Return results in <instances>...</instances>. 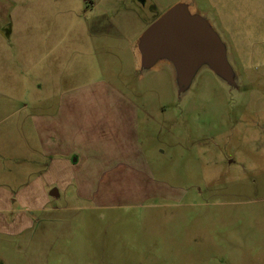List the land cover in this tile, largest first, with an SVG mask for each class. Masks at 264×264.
Returning a JSON list of instances; mask_svg holds the SVG:
<instances>
[{"label": "rangeland", "instance_id": "rangeland-1", "mask_svg": "<svg viewBox=\"0 0 264 264\" xmlns=\"http://www.w3.org/2000/svg\"><path fill=\"white\" fill-rule=\"evenodd\" d=\"M180 1L237 87L203 67L181 96L171 64L141 69L139 37ZM100 2L0 0V185L25 216L0 226V264H264V0ZM11 17L31 28L7 42ZM54 111L70 180L39 179Z\"/></svg>", "mask_w": 264, "mask_h": 264}, {"label": "water", "instance_id": "water-1", "mask_svg": "<svg viewBox=\"0 0 264 264\" xmlns=\"http://www.w3.org/2000/svg\"><path fill=\"white\" fill-rule=\"evenodd\" d=\"M137 45L142 70L152 69L160 62L172 65L181 96L203 67L211 69L231 88L237 87L227 44L212 22L188 2H177L157 17Z\"/></svg>", "mask_w": 264, "mask_h": 264}, {"label": "crops", "instance_id": "crops-1", "mask_svg": "<svg viewBox=\"0 0 264 264\" xmlns=\"http://www.w3.org/2000/svg\"><path fill=\"white\" fill-rule=\"evenodd\" d=\"M101 0H96L93 1L91 0V5L93 6L92 8L94 9V7H98ZM60 9H65L67 10V12L70 14V11H72L74 8H70L69 6H63L61 5ZM88 14V11H85L83 14H77L74 16L75 19H83L86 17V15ZM68 15H60L58 18L60 19L61 17H67ZM35 18H37V16H33ZM40 17V15L38 16V18ZM11 28L9 29L8 33H3L6 37L9 36V38H7V42L10 39V36H13L15 34L19 35V33H23L24 35L27 34L28 29L27 28H31V25L29 24H24L22 20H20V18H14L11 17ZM76 23V22H74ZM29 26V27H28ZM37 26V25H36ZM8 30V29H7ZM36 30V34H41V35H50L52 33H55L54 31H47V34L44 30ZM71 29H68L65 31V33H68ZM2 80V78H1ZM5 81H3L5 83V85H7L9 83L11 84H19L20 81H22V84L20 83L21 86V91L24 88V84H23V78L22 77H8L4 79ZM15 81V82H14ZM38 86L41 87L42 85V81L39 80L38 81ZM25 88L27 90V83L25 82ZM0 93H4L2 90H6L3 86L0 87ZM7 94H5L4 96H6ZM12 95L10 94V97ZM74 111L68 110L66 113H64L63 115H69L68 117L74 116L75 114H72ZM104 114V113H103ZM103 114L101 113L100 116H103ZM47 115L51 116L50 118V122L48 123V126L51 124V122H53V126L52 128H47L45 127V125H42L41 123H38L37 127H38V132H39V136L42 139V148L45 150L43 151L44 153H46L47 151V155L51 156L50 158V164L46 167V168H42L41 170V174L42 176L39 179H55V180H70L73 177H75L76 175V169L74 167V162H71L69 159L65 158L67 156V154L64 153H68L64 150H61V145L60 142L57 138L53 137L50 138L49 134L53 133V131H55V126L57 125V122L59 120V118H57L60 113L58 111H54V112H49L47 113ZM84 115H88L87 113H85ZM89 115H92L91 113H89ZM43 116H46V114L44 113ZM110 116H115V117H119V116H123V112H116V113H106V117H110ZM108 120V119H107ZM118 123H122L121 120L117 119ZM111 122H113L111 120ZM43 134L47 135V137H49L50 141L49 143H46L45 140H43ZM44 135V136H45ZM66 148V147H65ZM60 153L62 154V156H59ZM73 163V164H72ZM60 188V187H59ZM52 193H54L55 196L59 195V191L57 188H54L51 191V195ZM10 191L7 190L6 185H0V226L1 227H8L10 226V224H16L19 222H22L25 218L24 214L17 212V210H13L12 209V201H11V195H10ZM53 196V195H52Z\"/></svg>", "mask_w": 264, "mask_h": 264}]
</instances>
